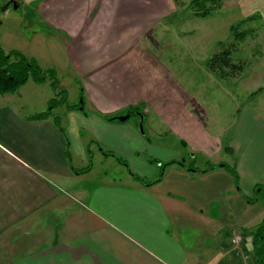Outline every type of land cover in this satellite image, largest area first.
<instances>
[{
    "label": "crops",
    "instance_id": "obj_1",
    "mask_svg": "<svg viewBox=\"0 0 264 264\" xmlns=\"http://www.w3.org/2000/svg\"><path fill=\"white\" fill-rule=\"evenodd\" d=\"M31 7L48 28L38 33L43 41L63 48L84 102L71 110L78 122L63 126L50 115L33 117L52 98L33 80L0 94V264H257L250 232L264 206L245 197L264 185V123L250 106L208 117L210 98L186 87L188 48L171 47L174 27L160 47L181 7L173 0H36ZM236 9L264 21V0H237ZM137 104L142 129L138 115L105 119ZM152 139L171 146L163 163L192 152L215 167L200 172L173 162L149 175ZM224 144L233 159H218ZM219 161L235 166L238 188ZM95 162L114 174L94 175Z\"/></svg>",
    "mask_w": 264,
    "mask_h": 264
},
{
    "label": "rangeland",
    "instance_id": "obj_2",
    "mask_svg": "<svg viewBox=\"0 0 264 264\" xmlns=\"http://www.w3.org/2000/svg\"><path fill=\"white\" fill-rule=\"evenodd\" d=\"M17 1L20 2L18 7L15 4V0H0L1 48H6V51L3 50L8 54L13 51L22 52L16 47H11L14 45L22 46L28 52L35 51L36 54H21L42 70L41 76H45V79L37 84L41 85L45 93L50 91L52 98L61 103L60 106H55L52 102H49L45 107L46 110H53V114L59 116L63 126L69 121L78 122L71 110L79 111L80 109L78 110V107L74 108L70 105L83 104V88L72 75L73 72L69 71L71 68L65 67L68 66V60L63 48L55 41L49 40L45 43L42 36L38 34L39 32H48V28L31 7L36 0ZM236 1L225 0L220 9L212 11L204 18L192 16L191 13L193 14V11L190 5L186 3L177 10L175 19H173L174 16L168 19V23L172 22V25L162 32L160 47H163L162 44H166L168 34L174 27L177 30L178 36L176 38L178 39L171 44V47H184L182 51L186 50V46L188 48V51L183 55L185 60H181L185 63V69L181 71L184 72L183 80L189 90L198 92L203 90L204 95L210 98L208 102V117H212L216 112L234 113L238 107L242 109L250 106L264 123V21L250 20L247 17L240 16L236 9ZM16 31H20L21 34L12 36L11 34ZM227 47L232 49L230 53L231 62L235 65H240V72L237 71L232 76L227 74L222 76L218 69L214 71L208 65V59L214 52L221 51V48ZM13 58L15 57L11 56V59ZM177 67H180V65H177ZM52 68L54 74L49 70ZM224 71L228 72L227 69ZM52 77L55 80L51 79ZM52 82H55V86ZM31 93L37 98L39 91L32 87ZM68 104H70L71 108H67ZM22 105L26 107L24 103ZM136 117L137 115H134L130 119L134 120ZM139 125H141V122H139ZM152 144L151 149L148 151L151 155L150 162L146 168L149 169V175L153 170L158 169L153 175L157 176L161 172V168L158 165L165 162L163 160L167 156L162 151L169 154L172 149L171 146L161 145L154 139H152ZM178 145H176V148L181 149L182 146ZM224 147L221 157L218 159H233L234 155L229 152L230 150H225ZM261 150L263 152L264 143ZM181 158L185 160V165L190 170H203L209 165L208 158L200 153L184 152ZM222 162L224 161H219L215 164ZM225 163L228 164L226 161ZM101 165V163L95 162L96 170L94 175L97 173L101 175L107 172V166L100 167ZM91 166L92 163L89 161L86 169H90ZM229 166L235 167L234 165ZM110 174L114 173L107 172V176ZM253 200L258 206H264L263 185L256 188ZM262 254L261 252L256 255L253 253L257 264L260 263L257 257L261 259Z\"/></svg>",
    "mask_w": 264,
    "mask_h": 264
},
{
    "label": "trees",
    "instance_id": "obj_3",
    "mask_svg": "<svg viewBox=\"0 0 264 264\" xmlns=\"http://www.w3.org/2000/svg\"><path fill=\"white\" fill-rule=\"evenodd\" d=\"M173 1L178 7H182L186 3L189 4L190 8L193 11V14H195L198 17H203V16L208 15L212 11L220 9L222 7L224 0H190V1L189 0H173ZM256 17H258V15H252L250 17H247V19H253ZM220 50L221 51L214 52L212 56L208 59L209 67L214 71L218 69L220 72V75L222 76H225V74L232 76L236 74L237 71L240 72L239 70L240 65H235L234 63L231 62V59H230V53L232 50L231 47L221 48ZM11 56H14L15 58L11 59ZM226 69L228 70V72L224 71ZM49 70L52 71L54 74L53 68ZM41 73H42V70L36 64L32 63L31 61L29 62L20 52L13 51V52H10V54H8L0 46V94L16 91L20 85H22L29 79L33 80L36 83L42 82L45 79V76H41ZM51 79L55 80L54 77H52ZM52 84L55 86V82H52ZM49 102H52V104L55 106L61 105V103H59L57 100H54V98H51ZM69 105L70 104L67 105V108L71 106L74 108L78 107L77 109H83V104H80V103H78L77 106H73V105L69 106ZM141 108H142V104L132 105V106H129L124 111V113H122L121 115H110L109 114L105 116V119L109 121L126 120L130 118L131 116L139 115L140 117L138 119H139V122H141V126H142L143 119H142V114H141ZM49 115L52 116L54 121L58 124V122L60 121L59 116L56 114H52V110L51 111L45 110L43 112L36 113L33 115V117L40 119V118H45ZM224 149L229 150L227 146H225ZM107 153L111 154L109 152ZM118 160L121 161L120 159ZM173 162L180 163L181 165H185L184 161H181V162L180 161H170L167 163H161L160 164L161 174L163 171V167ZM218 166L220 167L223 166V168H225L231 173L234 183L236 187L238 188L239 182H238V175L235 170V167L229 166L226 163H221ZM214 167L215 166L209 163L207 168H204L203 170H195V171L207 172L208 170ZM84 170H88V169L85 168ZM134 177L136 179L141 180L144 183H147L139 177H136V176ZM245 198L249 201L253 200V198L250 199V197H245ZM250 234L252 237V247H253L252 250L255 255L258 252L263 253L261 256V259H259L257 256L256 257L258 259V262L264 264V218L255 227V229L250 232Z\"/></svg>",
    "mask_w": 264,
    "mask_h": 264
},
{
    "label": "built area",
    "instance_id": "obj_4",
    "mask_svg": "<svg viewBox=\"0 0 264 264\" xmlns=\"http://www.w3.org/2000/svg\"><path fill=\"white\" fill-rule=\"evenodd\" d=\"M242 240V236L240 233H235L232 237H231V243L233 246L237 247L240 242Z\"/></svg>",
    "mask_w": 264,
    "mask_h": 264
},
{
    "label": "water",
    "instance_id": "obj_5",
    "mask_svg": "<svg viewBox=\"0 0 264 264\" xmlns=\"http://www.w3.org/2000/svg\"><path fill=\"white\" fill-rule=\"evenodd\" d=\"M140 129H142V126L140 125Z\"/></svg>",
    "mask_w": 264,
    "mask_h": 264
}]
</instances>
